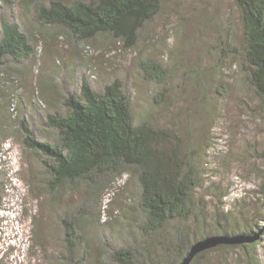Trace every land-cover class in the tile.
<instances>
[{
	"label": "rangeland",
	"instance_id": "rangeland-1",
	"mask_svg": "<svg viewBox=\"0 0 264 264\" xmlns=\"http://www.w3.org/2000/svg\"><path fill=\"white\" fill-rule=\"evenodd\" d=\"M51 1L0 0V17L17 22L35 47L31 57L7 55L0 65V264H63L67 212L78 214L90 241L86 264L101 263L103 244L114 249L141 239L132 168L108 175L96 194L85 183L65 184L56 201L44 187L41 156L25 146L20 124L37 140H53L47 116L65 110L64 94L78 93L83 77L98 92L120 80L136 123L173 131L167 148L173 152L179 143V159L197 169L195 199L208 219L205 231L221 219L230 233L256 232L264 264V113L243 65L235 0H161L132 46L111 34L82 40L63 25L43 24L38 6ZM147 59L167 69L162 83L145 78L139 63ZM197 220L188 224L198 227ZM213 254L217 263L245 264L237 248Z\"/></svg>",
	"mask_w": 264,
	"mask_h": 264
},
{
	"label": "trees",
	"instance_id": "trees-1",
	"mask_svg": "<svg viewBox=\"0 0 264 264\" xmlns=\"http://www.w3.org/2000/svg\"><path fill=\"white\" fill-rule=\"evenodd\" d=\"M235 2L243 24V65L264 113V0ZM160 8L161 0H53L49 5L39 4L37 13L43 24L63 25L79 39L111 34L132 46ZM0 20V65L7 55L15 60L31 57L35 47L21 26L6 17ZM139 65L146 79L162 83L167 77V69L153 59ZM64 96L65 110L46 119L56 132L53 140H37L33 130L20 124L25 146L41 156L48 176L44 187L51 198L58 201L65 184L72 183H85L96 194L107 184L108 175L128 167L134 170L140 187L141 239L114 249L103 244L100 264H178L195 241L215 233L233 234L218 218L217 229L205 231L208 219L195 199L200 179L194 163L179 159V143L171 148L173 152L167 148L174 137L172 130L147 120L135 122L131 101L120 80L98 92L83 77L79 92ZM67 213L61 219L65 233L63 264H86L90 241L78 214ZM193 217L198 219V227L188 224ZM33 219L37 224L36 217ZM259 240L205 250L192 264H222V259L216 262L213 252L236 248L242 251L245 264H259ZM42 246L40 242L41 250Z\"/></svg>",
	"mask_w": 264,
	"mask_h": 264
},
{
	"label": "water",
	"instance_id": "water-1",
	"mask_svg": "<svg viewBox=\"0 0 264 264\" xmlns=\"http://www.w3.org/2000/svg\"><path fill=\"white\" fill-rule=\"evenodd\" d=\"M259 234L248 235L241 234H212L207 235L197 241H195L189 250L188 254L178 264H192L195 257L208 249L217 247L219 245H237L247 242H254L260 237Z\"/></svg>",
	"mask_w": 264,
	"mask_h": 264
}]
</instances>
